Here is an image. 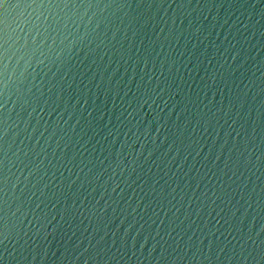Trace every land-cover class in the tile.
Masks as SVG:
<instances>
[{"label":"water","instance_id":"obj_1","mask_svg":"<svg viewBox=\"0 0 264 264\" xmlns=\"http://www.w3.org/2000/svg\"><path fill=\"white\" fill-rule=\"evenodd\" d=\"M10 2L0 171L39 264H264V0H73L30 65L44 9Z\"/></svg>","mask_w":264,"mask_h":264},{"label":"snow or ice","instance_id":"obj_2","mask_svg":"<svg viewBox=\"0 0 264 264\" xmlns=\"http://www.w3.org/2000/svg\"><path fill=\"white\" fill-rule=\"evenodd\" d=\"M79 2L80 6L83 7L85 0H79ZM31 4L37 5L38 7L44 9V11H41L39 16L37 17L39 23L30 24V31L26 33L25 36L17 38V47L15 51L12 52V54L20 53L21 59L27 57V63L29 65L34 59L38 63H43L42 60L38 59L36 53L40 52L41 55L44 54L41 51L42 44L44 43V41L51 38V32H57L58 35L61 34L58 26L59 23L62 22L61 17L58 13L52 12L51 9L60 8L61 11H63L64 8H69L70 5L73 4V0H31ZM9 7H12L10 0H0V10L6 12ZM77 15H79V13H77ZM41 17H43V19H41ZM5 22L6 16L0 15V24H3ZM64 27L66 28L67 25L65 24ZM21 30L23 31V29ZM33 32L35 33V35H32ZM41 36L43 37V40L39 39V37ZM69 36L72 37L71 40H69ZM82 39L83 37H81L79 33L75 35L69 33L68 36H64L63 40H61V44H64L65 49L71 50L69 49V46H71V48H74L76 46V42L81 41ZM0 40L3 41L2 43H0V49L3 50L2 52H0V77H3V79L6 81L8 79V67L7 65H3V60H10L11 55L8 54L9 46H6L8 44V40L3 36H0ZM19 41H22V43ZM65 41H67V44L64 43ZM52 44H56L55 39L52 40ZM232 58L235 60L237 57L233 56ZM25 72H27V69H25ZM20 77H23L24 80H27L28 75H25V73H21ZM0 107H3V105H0ZM261 120L264 121V110H262L261 112ZM4 124L5 122L0 119V129H2V126H4ZM2 164L3 161L0 160V165ZM17 183H20L18 179ZM16 190L17 189L12 180L2 171H0V246L5 245V241H15V244L17 245V248L14 249L15 251H18L22 256H24L25 259L31 257L32 261H36L37 264H39V260L41 258L47 257L50 252V248L47 247L49 243L48 235L44 234L41 238L39 230H37L36 233L30 234L31 228L28 227V225H32V221L27 220V213L21 211V208L24 205L23 200L20 201V205L16 208V211H12L11 204L8 200V194L9 192H15ZM21 195H23L22 190ZM32 195H35V193H32ZM8 213H11V216H9ZM17 213H20V216H23L24 219H21L20 216H17ZM13 217H15L18 223L13 222ZM48 223L50 224L51 221H49ZM101 239L103 238L101 237ZM115 243L116 242L113 241V246L115 245ZM220 250L223 251V249ZM3 251L7 252L8 248L4 246ZM85 251H87V249H85ZM198 251L203 254L202 249H199ZM243 251L244 249H241V253H243ZM25 253L27 255H25ZM209 253H215V249L211 246H209ZM0 255H2V253H0ZM260 256L261 259L264 260V248L260 250Z\"/></svg>","mask_w":264,"mask_h":264}]
</instances>
